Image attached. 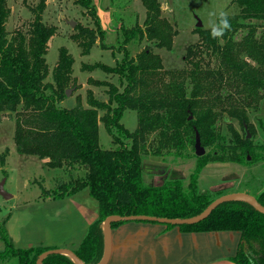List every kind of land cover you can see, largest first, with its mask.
<instances>
[{
  "label": "trees",
  "instance_id": "trees-1",
  "mask_svg": "<svg viewBox=\"0 0 264 264\" xmlns=\"http://www.w3.org/2000/svg\"><path fill=\"white\" fill-rule=\"evenodd\" d=\"M237 13L227 15L231 30L213 38L211 28L194 29L199 42L189 45L183 70H165L153 46L171 50L178 31L163 17L160 0H142L147 17L143 24L121 25L117 49L123 54L114 66L97 62L83 64V71L101 69L117 76L118 83L88 79L107 88L108 101L88 91V107L78 101L73 108L62 107L66 91L75 87L74 58L66 47L51 71L46 55L57 28L44 22L42 12H34L28 31L9 34L7 0H0V114L15 113V146L23 155L47 160L51 169H63L69 180L55 189L44 187L43 197L63 199L89 189L100 209L80 247L74 251L85 264H99L104 257V219L111 215H145L187 219L201 214L222 193L202 191L199 177L210 162L250 165L257 157L253 141L241 136L232 125L228 145L218 122L223 114L249 126V110L264 100V0H235ZM93 19V28L79 24L73 38L83 55H89L97 40L104 43L98 7L93 0H77ZM218 17V16H217ZM217 21V18H216ZM244 32L241 38L238 35ZM150 41L135 56L132 46ZM153 45V46H152ZM215 63V64H214ZM51 75V80L48 76ZM136 111L138 126L130 132L122 122L125 111ZM99 111L104 113L99 116ZM103 122L112 137L111 147L102 148L99 127ZM203 145L213 146L211 154L197 158L187 189L183 179L160 185L144 183V155L164 157L188 144L194 145L197 133ZM154 137L152 138V136ZM8 150L0 154L3 162ZM77 173H80L77 174ZM264 206V191L255 196ZM127 221L113 222L112 229ZM176 225H167L168 228ZM183 232L237 231L242 234L235 264H264V213L246 201L222 203L205 220L179 226ZM5 248L0 263L18 257L20 264H36L38 256L53 248H16L6 228L0 224ZM43 264H76L70 256L52 254Z\"/></svg>",
  "mask_w": 264,
  "mask_h": 264
},
{
  "label": "rangeland",
  "instance_id": "rangeland-1",
  "mask_svg": "<svg viewBox=\"0 0 264 264\" xmlns=\"http://www.w3.org/2000/svg\"><path fill=\"white\" fill-rule=\"evenodd\" d=\"M7 1L11 10L6 25L9 34L16 30L28 31L30 23L34 19L33 11L42 12L44 22L57 28L56 35L49 42L46 55L51 71L58 62L59 50L62 47H66L73 55L75 60L73 78L76 79V86L70 88L71 94L66 95L61 106L73 108L78 105V101H81L84 106L88 107L86 100L88 91H91L97 99L107 102V88L89 83L88 77L115 84L118 83L117 76L107 75L101 69L94 72L83 71L82 65H93L100 62L112 67L116 59H122L123 54L117 49L121 35L119 36L115 29L121 25L130 28L136 23L143 24L147 14L142 0H93L98 7L102 28L107 33L104 43L108 47H115L114 49H103L100 41L97 40L89 55L82 54L81 48L73 37L79 34L76 29L79 24L93 28L94 21L86 9L77 3V0ZM231 1L173 0V4L176 5L174 8L170 2L169 8L166 4L163 7L161 4L163 17H167L174 29L178 31L171 50L156 48L152 45L154 51L161 56L165 70H183L186 67L185 56L188 46L199 42V35L194 30L197 28L198 19L202 20L203 28H211V24L216 22L220 12H225L227 15L237 13L238 5L235 0ZM71 21L75 22L74 27L71 26ZM243 35L244 32L239 34L238 38ZM148 44L151 42L144 40L140 47L132 46V54L135 56ZM48 80H51V75L48 76ZM103 113V111H99V116ZM248 114L250 128L246 125V129L252 135L251 140L257 157L250 165L237 164L236 166L225 162L208 163L199 177V186L202 191H211L213 197L217 196L214 192L218 193L221 189L223 193L221 195L247 189L253 197L264 191V164H262L264 162L262 161L264 160V100L257 108L249 110ZM122 118L123 124L130 132L137 128L136 111H125ZM99 124L100 144L102 148L109 149L113 139L107 133L103 122L100 121ZM229 125H232L233 130L241 136L247 134L237 119H231L228 115L223 114L218 122L223 137L219 140L218 145L214 146L215 148L220 145H228L231 141L232 133L229 132ZM15 126V113L12 115L0 114V154L8 150V156L4 163L0 156V182L5 180L4 189L10 195H15V197L5 199L0 194V224L7 216L13 215L12 224L17 225L16 228L20 234L24 237H37L41 235L38 226L39 222L43 220V214L48 215L47 222L51 225L50 216L53 215L51 211L76 209L68 200L43 197L41 187L47 190L55 189L59 183H66L69 177L65 171L48 168L37 156H28L17 152L14 138ZM194 146L195 144H188L181 152L174 150L164 157L144 155L142 160L144 183L160 185L170 179L180 178L184 180V187L187 189L190 174L198 158ZM202 146L206 150L204 155L213 153V146L203 144ZM77 174L80 175V173Z\"/></svg>",
  "mask_w": 264,
  "mask_h": 264
},
{
  "label": "crops",
  "instance_id": "crops-1",
  "mask_svg": "<svg viewBox=\"0 0 264 264\" xmlns=\"http://www.w3.org/2000/svg\"><path fill=\"white\" fill-rule=\"evenodd\" d=\"M169 2L173 8L176 7L173 0H160L162 7L166 4L169 8ZM42 161L43 164L47 162ZM238 192L250 191L246 189ZM62 200H68L76 210L51 211V225L47 222L48 215L43 214V220L38 226L41 235L37 237H24L20 234L17 225L12 224L13 215L4 219L16 248L35 246L76 251L80 247L90 226L99 218V204L90 195L89 189ZM241 236L240 232L230 230L183 232L179 226L168 228L167 224L155 221H128L112 229L111 256L107 264H235L232 258L238 252ZM4 248L5 243L0 237V252ZM0 264H20V260L12 257Z\"/></svg>",
  "mask_w": 264,
  "mask_h": 264
},
{
  "label": "water",
  "instance_id": "water-1",
  "mask_svg": "<svg viewBox=\"0 0 264 264\" xmlns=\"http://www.w3.org/2000/svg\"><path fill=\"white\" fill-rule=\"evenodd\" d=\"M71 26H75V22H70ZM196 27H203V22L201 19H198ZM71 89H68L66 91V95L69 96L71 94ZM244 129L247 133V139L251 140L252 139V135L250 134L249 131H247L246 126H244ZM197 133V132H196ZM195 150H196V155L198 157H202L205 153L206 150H204V147L202 146L201 143V137L200 134L197 133L196 135V140H195V146H194ZM4 182L5 180L0 182V194L5 198V199H10L13 196L10 195L5 189H4ZM246 201L249 202L251 205H253V207L255 209H258L261 213H264V206L258 201V199H256L255 197H253L252 195H250L249 193L246 192H238V193H232V194H224L221 195V197L217 198L214 200V202L212 204H210L205 210L204 212H202L199 215L196 216H192V217H187V219H175V218H163V217H156V216H145V215H131V216H116V215H111L108 216L107 218L104 219V238H105V250H104V257L103 260L99 263V264H107V262L110 259V252H111V248H112V238H111V234H112V223L113 222H119V221H148V222H159V223H163V224H173L176 226H181V225H188V224H196L199 223L203 220H205V218L207 216H209L211 214V212L216 209L217 207H219L222 203L225 202H230V201ZM52 254H62V255H66V256H70L74 262L76 264H85L81 258L79 256H77L75 254V252L73 250H71L70 248H53L51 250L45 251L43 253H41L38 257V260L36 262V264H43V261L50 255Z\"/></svg>",
  "mask_w": 264,
  "mask_h": 264
},
{
  "label": "clouds",
  "instance_id": "clouds-1",
  "mask_svg": "<svg viewBox=\"0 0 264 264\" xmlns=\"http://www.w3.org/2000/svg\"><path fill=\"white\" fill-rule=\"evenodd\" d=\"M231 30V24L225 12H220L217 21L211 24V35L213 38H219L224 35L226 31Z\"/></svg>",
  "mask_w": 264,
  "mask_h": 264
},
{
  "label": "flooded vegetation",
  "instance_id": "flooded-vegetation-1",
  "mask_svg": "<svg viewBox=\"0 0 264 264\" xmlns=\"http://www.w3.org/2000/svg\"><path fill=\"white\" fill-rule=\"evenodd\" d=\"M261 193V192H260ZM260 193H258V194H260ZM257 196V195H256Z\"/></svg>",
  "mask_w": 264,
  "mask_h": 264
}]
</instances>
